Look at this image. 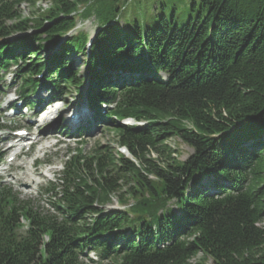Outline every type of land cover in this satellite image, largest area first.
<instances>
[{
	"label": "trees",
	"instance_id": "1",
	"mask_svg": "<svg viewBox=\"0 0 264 264\" xmlns=\"http://www.w3.org/2000/svg\"><path fill=\"white\" fill-rule=\"evenodd\" d=\"M120 2L51 0L23 20L34 0H0V78L16 67L25 95L44 72L54 92L86 86L131 157L69 152L44 193L54 213L0 182V264H264V0L164 3L123 28ZM91 17L93 36L78 32ZM114 197L129 208L108 210Z\"/></svg>",
	"mask_w": 264,
	"mask_h": 264
},
{
	"label": "rangeland",
	"instance_id": "2",
	"mask_svg": "<svg viewBox=\"0 0 264 264\" xmlns=\"http://www.w3.org/2000/svg\"><path fill=\"white\" fill-rule=\"evenodd\" d=\"M164 3L168 6L169 11L175 7L177 9V14H188V12L192 11L191 0H121V2L119 3V8L121 9L119 15L121 21L118 23L119 27L123 28L125 23H133L135 20L145 22L147 19L158 17L161 14L159 7ZM51 7V0H34V4L32 6L28 4H23L20 7V12L23 15V20H31L34 19L37 15L46 12V10L50 9ZM18 23L19 22L9 23V25H18ZM96 28L97 20L94 17H91L87 20L79 19L77 28L78 32H87L88 34L93 36ZM24 35L27 34L17 33L13 37H11L10 40L22 37ZM36 56H39L42 60H47L50 57L49 54H45V52H41ZM73 58L75 61L78 62L75 69L80 70V74L77 77L87 78L89 71L86 65L83 64L84 62H86V58L80 55L77 56L78 59L76 57ZM39 80H42V78H40ZM5 83H7V81ZM15 83L17 87L16 89L20 88L22 85L19 81ZM3 87L4 84L0 83V97L2 96V92L4 91L10 90V92H14V90H16L13 88L4 89ZM50 89L51 87H49L48 89L43 87L42 91L38 89L37 94H34L33 97L38 98V96H43L47 98L49 97L50 93L48 91ZM64 93L65 96H62L61 101L58 102L57 105L58 107H61L60 111L63 112V119L66 121H63L61 125L63 124L66 125L67 128H70L71 126L69 125H71V123L68 122V119L70 118V116L73 115L74 111L77 110L75 107H72V104L74 105L77 102V104L89 105L87 103L88 101L86 98L87 90L85 87H79L78 89L66 88L64 89ZM3 117L5 118L3 121L8 126L13 127L15 125H21L22 127H27V121H22L13 118L7 119L4 115ZM105 124L106 123H104L103 125ZM70 129L72 130V127ZM50 131H54V129H50ZM7 135H9V133H3L1 135L0 141L3 140ZM63 135H65V137L60 136V140L62 142L61 145L56 148L53 147L49 149V147L51 146L50 144L39 145L33 153L28 154L27 156H24L21 159L19 158V160H17L14 164H9V161L11 160L10 158H4L2 166H0V179H3L4 183L13 186L15 191L21 195V199L31 200L36 206L40 207L43 210L50 211L51 213H54V208L51 205L52 201L49 199V197L43 195V192L47 188L48 182H55L56 175L61 171L60 162L64 159L65 154H67L69 151H74L76 148L80 147V145H83L84 151L86 153H90L96 147V144L99 143L102 146H109L111 150H114L116 155L119 152L122 155L129 157L127 151L123 149H118V144L116 142L115 135L112 132L107 131L102 126L101 128H98L97 131L92 132L91 136L89 137L85 136L80 139L70 138L71 132H64ZM48 137L49 136L42 139V136H40V139L45 140ZM170 145L173 149L177 150V159L179 162H185L193 154V150L178 139L171 140ZM7 148V146H4L2 157L7 154ZM26 152H28V149L26 150ZM6 162H8V165H5ZM45 163L52 164L53 166L50 168L43 166V164ZM27 182L29 183V186L28 184H26ZM129 204L133 205L134 203L133 201H130ZM106 208L108 210L120 209L126 211L129 206L121 205L118 202V199L114 197L112 203ZM173 210L177 212L176 207H173ZM261 226L264 228V223H262ZM86 256L88 257L84 258V261L89 264H92L90 263V260H96L98 258V255L96 254H90ZM202 259L203 256L198 255L196 258L193 259L192 263L213 264V261L211 259H207L205 262H203ZM101 264H108V262L102 261Z\"/></svg>",
	"mask_w": 264,
	"mask_h": 264
},
{
	"label": "bare ground",
	"instance_id": "3",
	"mask_svg": "<svg viewBox=\"0 0 264 264\" xmlns=\"http://www.w3.org/2000/svg\"><path fill=\"white\" fill-rule=\"evenodd\" d=\"M81 87H83V86H81ZM72 107H75L77 109L76 111H74L73 116L77 115V116H80L81 118H87L90 115V113H91L89 108H88L89 106H87V104H77V102H76L74 105L72 104ZM56 108L60 110L59 107H56ZM26 184H28V186H29L28 182Z\"/></svg>",
	"mask_w": 264,
	"mask_h": 264
}]
</instances>
